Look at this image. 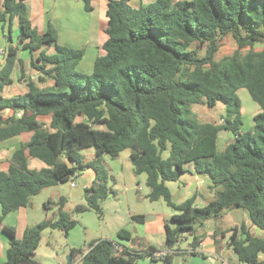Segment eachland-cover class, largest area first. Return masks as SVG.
Listing matches in <instances>:
<instances>
[{"label":"trees","instance_id":"16d2710c","mask_svg":"<svg viewBox=\"0 0 264 264\" xmlns=\"http://www.w3.org/2000/svg\"><path fill=\"white\" fill-rule=\"evenodd\" d=\"M26 1L0 0V28L8 24L11 34L17 19L19 45L31 53L39 51V64L32 66L40 72L39 80L51 81L52 86L40 89L29 82L23 96H0V111L15 112L0 121V141L32 133L29 142L13 153L8 170L0 172V230L8 238L2 264H39L33 257L43 232L60 230L68 236L78 221L64 211V205H59L54 220L27 228L20 240L2 223L43 190L75 183L79 170H92L95 178L85 189V204L72 212L91 211L101 217L103 202L116 196L115 178L103 156L115 159L125 150L130 151L133 174L146 177L145 199L163 200L175 212L164 223L166 243L163 248L137 249L140 240L121 229L117 238L132 247H118L114 240L90 242L69 250L72 262L137 264L148 257L174 264L179 243L188 236L189 254L199 255L197 225L234 209L246 211L251 224L264 231V49H256L264 46V0H155L137 8L131 0H109L108 38L101 46L105 54L95 58L90 74L77 70L83 49L58 45L52 25L41 35L32 28ZM81 1L90 12L91 0ZM226 38L236 48L218 59ZM44 45H53V53L41 50ZM15 58L16 48L9 46L0 71V93L12 82ZM240 89L260 108L251 131L241 130ZM220 102L225 114L219 124L197 121L194 105L212 109ZM39 116L50 117L48 127L38 123ZM222 131L233 139L218 152ZM87 149L94 151L91 160L83 156ZM26 151L46 167L29 170ZM185 173L209 178L214 196L204 207L195 206L193 198L179 204L172 201L166 183L177 182ZM51 205L45 203V210ZM131 218L144 222V216ZM226 233L227 246L239 263L264 264V240L253 237L243 224ZM161 252L165 254L156 255Z\"/></svg>","mask_w":264,"mask_h":264},{"label":"crops","instance_id":"0c3cea01","mask_svg":"<svg viewBox=\"0 0 264 264\" xmlns=\"http://www.w3.org/2000/svg\"><path fill=\"white\" fill-rule=\"evenodd\" d=\"M155 0H131L130 5L132 7H139L140 5H146L154 2ZM173 2L183 1V0H172ZM191 1V0H186ZM109 0H91V11L86 12L84 10V4L81 0H27L25 2L27 18L35 31L41 35L45 33L48 29L49 25H52L53 28L57 32V44L60 46H65L73 49H82L84 50L83 57H86V54L89 53V57H97L102 56L105 52L102 50L101 46L107 40L108 36L106 34L107 27V17L106 11ZM13 21L17 24V19ZM12 21V23H13ZM11 34H9V26L5 24L3 28H0V71L5 64L7 50L9 46L16 48V58L13 66L12 73L10 78L12 82L8 85H5L0 93V96L3 99H9L13 97L23 96L28 92L27 84L29 82L34 83L38 88H45L52 86L51 81L41 82L39 77L41 76L40 72L33 68V63L39 64L37 62V57L39 55V51L29 52L26 49H23L19 45V31H18V42L13 43L12 39V24H11ZM10 35V37H9ZM54 47L50 45L46 47L45 45L41 48V50H45L47 54H52ZM95 58H93L92 63L87 64L85 67L82 65V60L77 65V70L80 72H87L90 74L93 68V63ZM201 106V105H200ZM203 108L207 106L202 105ZM209 109V108H208ZM194 114V113H193ZM15 116V112L11 109H4L0 111V121H5L11 117ZM197 119V118H196ZM221 120V118H220ZM38 123L43 124L45 127H48L50 123L49 116H39L37 118ZM200 122L199 120H197ZM206 123V122H200ZM215 124V123H214ZM219 124V123H217ZM224 132V131H222ZM220 133V132H219ZM32 133L23 132L18 136H15L9 140L0 141V172H6L9 168V162L13 155V153L18 150L23 144L29 142ZM219 136V134H218ZM83 156L87 160H91L95 157L94 151L92 149L84 150ZM25 156L27 159V166L29 170L40 171L45 168V164L35 158H32L28 152H25ZM106 158L110 160H114L118 162L117 167L111 168L109 165L107 168L109 169L111 175L115 178L114 189L118 193H128L130 191H135L136 193L140 192L142 189L140 187V182L137 179V176L133 174L132 165L130 162V151L125 150L119 154V156L115 159H111L108 156H103L104 163L106 162ZM107 165V164H106ZM124 165L127 167V172L131 175L126 182V178L124 175ZM190 175H194L189 173ZM195 178H201L198 181L203 186L200 188L192 187L194 191L192 195L187 199L193 198L194 205H197L198 202H205L206 205L214 196V192L210 189L211 182L208 177L205 176H197L194 175ZM197 176V177H196ZM80 178L83 180L82 189H78L76 185L71 187L69 183L60 184L52 188H48L43 190L39 195L30 198L29 203L25 207H21L11 213H9L3 220V227L11 228L14 231L15 238L20 240L22 239L24 232L27 228L34 226L43 220H54L57 216L59 205H64V211L70 204L76 205H84L85 204V189L89 188L95 178V173L92 170H84L80 174ZM208 181V182H206ZM146 183V182H145ZM64 185H69L72 189L69 194H65L62 189ZM50 191V193H48ZM49 195H46V194ZM42 194H45L43 197ZM132 196V194H129ZM117 196V195H116ZM35 198H40L36 200ZM51 201L52 205H55L56 209L53 213H47L48 210H45V200ZM131 198V197H130ZM55 199V200H54ZM132 199V198H131ZM36 200V201H35ZM57 201V203L55 202ZM185 201V200H184ZM157 202V201H156ZM183 202V201H182ZM153 203V202H150ZM181 203V202H180ZM179 204V203H178ZM204 207V206H203ZM241 210V209H234ZM126 214L124 219L121 217H117L114 221V225H112L108 231L105 233L101 232V238L94 239L91 238L90 242H97L100 240H114L118 242L119 246L132 247L131 243L126 240H119L117 238V233L119 230L124 229V222L129 221L136 223L132 220V216H143L142 213H146L148 216L153 217L149 220L136 223L142 227H144V231L146 234H152L158 232L157 226L154 225L153 222L156 221L160 215H158L154 210L147 208V210L142 212H132L129 208L126 210ZM136 211V209H135ZM232 211V210H230ZM226 211L220 218L213 219L210 218L202 225L196 226L195 235L200 238V244L196 248V252L199 253L197 256H205L204 254L209 253L212 256H217L220 259V263L227 262V264H241L237 260L235 254L232 249L227 246L229 233H226L229 229L234 227L238 228L240 225H245L249 233L256 238L264 240V231L256 228L251 224L248 213L244 210L241 212L242 221L239 224H233L228 228L220 229L217 231V226L221 224L220 220L227 213ZM91 211H85L83 213L78 214L80 217V221L77 222V225L69 232L68 236L65 238L63 232L60 230H46L43 232L41 241L37 249L35 250V254L33 259L39 264H63L66 261H63L64 256H70L69 250L71 248L78 249L83 245H86L81 238H79L78 234L73 233L77 226L90 225V217L87 219V222L84 221V216L87 214H91ZM175 212L171 213V215L162 216L161 223L159 229L161 228L165 235L164 223L169 220ZM90 216V215H87ZM214 221L213 226H210L209 223ZM209 222V223H208ZM81 223V224H80ZM84 223V224H83ZM208 225V226H207ZM213 227V228H212ZM212 228V229H211ZM200 229H205V231L200 232ZM133 238H138L141 234L139 233H131ZM190 237V236H189ZM139 240L141 238H138ZM86 241V240H85ZM146 241V240H145ZM192 241L188 238L181 241L179 243V251L173 258V263L175 258H180L183 256H192L189 254L190 252V243ZM82 243V244H81ZM139 245L134 246L135 248L145 249L148 246H154L153 243L146 242V245L141 242H138ZM166 243L165 241L162 244L161 248L164 247ZM182 245H185V248H182ZM8 249V238L2 233L0 230V264L4 263L6 260V251ZM61 251V252H60ZM260 260L262 259V255H259ZM219 263V264H220ZM72 264H76V260L72 262ZM137 264H161L159 261H153L148 257H144L138 261ZM176 264H183L176 263Z\"/></svg>","mask_w":264,"mask_h":264},{"label":"rangeland","instance_id":"374dc122","mask_svg":"<svg viewBox=\"0 0 264 264\" xmlns=\"http://www.w3.org/2000/svg\"><path fill=\"white\" fill-rule=\"evenodd\" d=\"M18 29H17V24L15 21L12 23V39L13 43L15 44L18 42ZM236 45L235 42L231 38H226L222 42V47L220 48L217 58L220 59L224 56L232 54V52L235 50ZM73 49V48H71ZM82 49V47L80 48ZM256 49L261 50L264 49V46H257ZM78 50V49H74ZM200 55H203L204 53V48L200 49ZM95 57H89V53L86 54V57H83V62L82 65L85 67L87 64H91ZM80 72V71H79ZM83 74H87V72H80ZM238 97L241 101V119H242V128L241 130L243 132L246 131H251L253 130L254 126V116L260 111L259 106L252 101L250 98L248 92L244 89H240L238 92ZM192 112L194 113L195 117L197 120L200 122H206V123H220V117L225 114V105L223 103H217L216 106L212 109H208L206 107L203 108L201 105H194L192 108ZM233 139V136L229 133L226 132H220L219 136L217 138V150L218 152H222L225 148V146L231 142ZM107 163H105V166L107 167L108 165L111 168L117 167L116 161H112L109 158L105 159ZM107 164V165H106ZM124 175H125V180L126 182L128 181V178L131 176L127 172V167L124 165ZM83 172V170L78 171V177L75 180V185L78 189H82L83 186V180L80 178V174ZM197 177V176H196ZM137 179L139 180V184L141 187V191L136 193L135 191H130L128 193H117V196H109V198L103 202L102 204V216L99 217L97 214L92 212L91 214H87L90 216H84V221L87 222V219L90 217V225H85L84 226H77L73 233L78 234L79 238L82 239V241L87 244L91 238L94 239H99L101 238V232L105 233L106 231L109 230V228L114 225V221L117 217H121V219H124L126 210L129 208L132 212H142L147 210V208L154 210L158 215V219L156 221H150L153 222L155 226L158 228V232L152 233V234H146L144 231V227L133 223L129 222L128 220L124 222L125 230L128 231L130 234L131 233H139L141 234L138 238H141V242L146 245V242L153 243L154 247L156 248H161L162 244L165 241V235L164 232H161L162 229H159L160 226V221L162 219V216L166 218L165 216L171 215L173 213V210L169 208L163 200H159L157 202L150 203L148 200L145 199V196L148 193V189L145 185L146 182V177L144 174L137 176ZM201 178H195V176L190 175L189 173H185L181 175L180 179L177 182H168L166 183L167 188L169 189L171 196H172V201L175 204H178L184 200H186L188 197L192 195V192L194 189L192 187H199L203 186V184H200L198 181H200ZM208 182V181H206ZM209 183V182H208ZM108 186H112V182L109 179ZM65 192V194H69L70 191L72 190L69 185H64L62 188ZM115 190V189H114ZM50 193V191H48ZM46 195H49V194ZM132 194L130 196L129 194ZM45 194H42L43 197ZM132 199H131V198ZM36 200L40 198H35ZM35 200V201H36ZM45 203H47V199H44ZM55 200V199H54ZM39 201V200H38ZM57 203V201H55ZM85 202V201H84ZM206 202V201H205ZM205 202H198L197 205L199 207L205 206ZM52 203V202H51ZM56 207L55 205H51V209L47 211V213L51 214L55 211ZM73 209H74V204H70L69 207L65 209V212L75 220L80 221V217L77 215L73 214ZM136 209V211H135ZM242 210H232L228 211L223 218L220 220L221 224L217 226V231L220 229H225L230 227L233 224H239L242 221V216H241ZM144 216V220L147 221L150 218L146 213H142ZM209 223V222H208ZM81 224V223H80ZM214 221H211L209 223L210 226H213ZM208 226V225H207ZM198 228V226H197ZM213 228V227H212ZM211 228V229H212ZM200 232L205 231V229H200ZM132 235V234H131ZM188 239L191 240V237L188 236ZM86 240V241H85ZM146 240V241H145ZM162 243V244H161ZM82 244V243H81ZM182 248H185V245H182ZM61 252V251H60ZM160 254H165V252H161ZM160 254H157V256H160ZM205 256H183L180 258H175L174 262L176 263H181L183 264H219L220 259H215L211 254L206 253L204 254ZM66 260V256L63 257V261ZM227 264V262H225Z\"/></svg>","mask_w":264,"mask_h":264},{"label":"built area","instance_id":"2783aa9c","mask_svg":"<svg viewBox=\"0 0 264 264\" xmlns=\"http://www.w3.org/2000/svg\"><path fill=\"white\" fill-rule=\"evenodd\" d=\"M0 53L2 54L3 52L1 51ZM21 115H22L21 112L16 113V117H18V118H20ZM69 184H70L71 187H74V186H75V183L72 182V181H71ZM158 254H160V253H158ZM156 255H157V254H156ZM161 255H163V254H160V256H161ZM213 257H215V259H218L217 256H213ZM63 264H66V263H63ZM220 264H225V263L221 262Z\"/></svg>","mask_w":264,"mask_h":264},{"label":"water","instance_id":"95a60500","mask_svg":"<svg viewBox=\"0 0 264 264\" xmlns=\"http://www.w3.org/2000/svg\"><path fill=\"white\" fill-rule=\"evenodd\" d=\"M112 253H115V250H113ZM65 261H66V264H72L70 256H67Z\"/></svg>","mask_w":264,"mask_h":264}]
</instances>
